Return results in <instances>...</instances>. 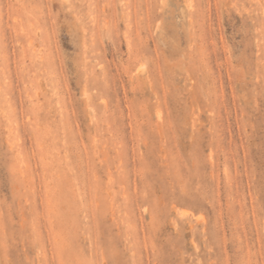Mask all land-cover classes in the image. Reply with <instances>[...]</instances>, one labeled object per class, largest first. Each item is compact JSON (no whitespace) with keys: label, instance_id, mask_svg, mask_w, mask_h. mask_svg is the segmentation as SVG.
<instances>
[{"label":"rangeland","instance_id":"obj_1","mask_svg":"<svg viewBox=\"0 0 264 264\" xmlns=\"http://www.w3.org/2000/svg\"><path fill=\"white\" fill-rule=\"evenodd\" d=\"M0 264H264V0H0Z\"/></svg>","mask_w":264,"mask_h":264}]
</instances>
